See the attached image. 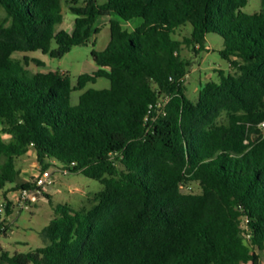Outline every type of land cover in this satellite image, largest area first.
Segmentation results:
<instances>
[{
    "label": "trees",
    "instance_id": "trees-1",
    "mask_svg": "<svg viewBox=\"0 0 264 264\" xmlns=\"http://www.w3.org/2000/svg\"><path fill=\"white\" fill-rule=\"evenodd\" d=\"M249 0H0V200L31 189L18 160L42 170L76 166L103 189L89 206H59L49 243L6 264H262L264 254V13ZM75 16L59 30L63 6ZM109 19L98 70L73 86L67 73L26 54L60 60L88 45ZM142 20L133 31L124 23ZM191 26V34L175 39ZM220 36L229 70L187 95L194 54ZM16 54H24L22 59ZM99 78L109 89L74 91ZM159 105H161L159 107ZM7 135L5 139L3 136ZM49 199V196H48ZM7 205L0 237L10 231Z\"/></svg>",
    "mask_w": 264,
    "mask_h": 264
},
{
    "label": "rangeland",
    "instance_id": "rangeland-1",
    "mask_svg": "<svg viewBox=\"0 0 264 264\" xmlns=\"http://www.w3.org/2000/svg\"><path fill=\"white\" fill-rule=\"evenodd\" d=\"M107 0H98L103 5ZM264 0H249L248 5L243 9L247 14L259 13L262 11ZM65 21L58 26L59 30L71 31L74 28L75 16L63 6ZM6 14L0 8V19L3 20ZM134 23V22H133ZM132 23V24H133ZM127 27V26H126ZM99 33L95 35L88 45L75 47L70 53L60 60H52L40 52L26 54L31 59L40 60L43 66L31 64L29 70L32 73L60 72L67 73L71 77L72 85L76 86L78 79L83 74L93 75L98 67L93 61V51H104L110 40L111 30L108 19H100L96 24ZM126 29H131L127 27ZM191 26L186 27V31L178 32L175 39L182 40L184 36L191 34ZM224 41L216 34H209L206 38V47L208 51L201 54H194L188 48L184 47L183 57L192 61L189 74L186 77L185 85L187 87L188 97L197 102L201 86L211 80H218L217 71L229 70L228 63L220 57L219 52L223 49ZM24 54H16L15 58L22 59ZM110 81L106 78H99L96 84H88L83 91H74L71 102L77 105L80 95L89 89H109ZM5 139L7 135L3 136ZM18 168L22 171V180L25 182L33 180L39 165L35 153L31 151L27 156L18 160ZM55 175V186L51 190L49 199L39 201L31 205L28 209H16L14 214L8 217L7 225L10 228L7 236L0 237V247L10 255L16 253L26 254L35 249L46 246L49 241L45 236V230L49 227L55 217V211L59 206L69 205L78 210L83 206H89L91 199L94 198L102 189L103 185L96 180L89 179L82 173L70 174L63 176L55 169H52ZM2 193H0L1 197ZM2 216V220L5 219ZM0 264H6L1 260ZM262 263L264 264V255Z\"/></svg>",
    "mask_w": 264,
    "mask_h": 264
},
{
    "label": "built area",
    "instance_id": "built-area-1",
    "mask_svg": "<svg viewBox=\"0 0 264 264\" xmlns=\"http://www.w3.org/2000/svg\"><path fill=\"white\" fill-rule=\"evenodd\" d=\"M262 127H264V123ZM75 166L76 164L72 163L68 168L65 167L55 170L63 176H69L72 174L71 170ZM55 180V175L52 170H42L39 166L33 178L34 186L31 189L22 190L18 193H9L7 196L8 201L0 200V221L6 213L8 203L14 208L24 210L30 208L31 205L37 204L41 200L48 199V194H50L55 186Z\"/></svg>",
    "mask_w": 264,
    "mask_h": 264
},
{
    "label": "crops",
    "instance_id": "crops-1",
    "mask_svg": "<svg viewBox=\"0 0 264 264\" xmlns=\"http://www.w3.org/2000/svg\"><path fill=\"white\" fill-rule=\"evenodd\" d=\"M261 5H263L264 6V4H263V2H261ZM261 12H263L264 13V8L262 7V11ZM109 20V19H108ZM134 22V23H133ZM133 23V24H132ZM142 24V20H140V19H138V20H134V21H131V22H129V23H124L123 24V28L124 29H126L127 27H130L131 29H126V30H128V31H133L136 27H138V26H140ZM127 26V27H126ZM65 31H67V30H65ZM49 198H50V196H49ZM263 255L264 254H262V260H263ZM263 264V263H262Z\"/></svg>",
    "mask_w": 264,
    "mask_h": 264
}]
</instances>
